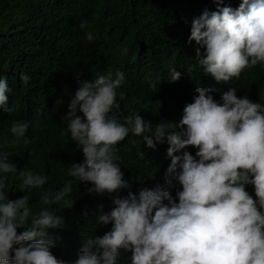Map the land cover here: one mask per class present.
<instances>
[{
  "label": "clouds",
  "instance_id": "obj_1",
  "mask_svg": "<svg viewBox=\"0 0 264 264\" xmlns=\"http://www.w3.org/2000/svg\"><path fill=\"white\" fill-rule=\"evenodd\" d=\"M213 2L216 11L205 9L192 19L189 43L199 46L196 57L205 75L229 82L245 68L264 65V0H242L237 9L220 7L222 0ZM86 26L82 21L80 27ZM85 35L88 41L94 38ZM112 76L109 70L94 82L77 79L64 119L85 159L71 165L68 175L94 185L90 193H118L130 185L115 163L116 145L130 132L143 136L149 149L166 137L171 164L165 180L171 183L172 176L176 181V198L157 186L139 196H117L108 213L101 206L97 223L112 224V229L85 244L74 264H117L121 250L131 252V264H264V107L247 96L238 98L235 89L217 103L209 89L197 87L179 123L161 122L153 131L140 114L125 116L123 123L109 115L120 109L116 89L125 82L123 72ZM170 76L172 82L179 81L181 72L172 69ZM20 79L27 84L30 77L21 73ZM10 91L7 79L0 78V110L6 113L13 111ZM28 127L15 123L11 144H18ZM189 147L197 149L195 157L182 151ZM8 158L0 152V173L17 171ZM20 176L22 189L41 188L48 180L32 171L22 170ZM6 184V175H0V264H65L52 254L54 244L48 238V230L60 229L63 218L42 210L24 228L31 215L29 196L9 200ZM247 185L254 186L255 198ZM72 191L69 182L51 200L44 195L41 203H59ZM18 228L25 230L18 234Z\"/></svg>",
  "mask_w": 264,
  "mask_h": 264
},
{
  "label": "trees",
  "instance_id": "obj_2",
  "mask_svg": "<svg viewBox=\"0 0 264 264\" xmlns=\"http://www.w3.org/2000/svg\"><path fill=\"white\" fill-rule=\"evenodd\" d=\"M241 2L222 0L219 6L237 9ZM205 9L216 11L217 4L213 0H0V78L7 79L8 105L13 108L10 113L0 110V152L7 153L17 170L0 175L7 177L9 200L29 196L31 215L24 228L42 210L63 218L60 229L48 230V238L54 244L52 254L65 264H74L85 244L112 229V224H98L97 217L112 210L114 198L127 197L129 192L139 196L140 191L157 186L176 198L172 191L177 188L172 176L168 177L171 183L165 180L171 164L166 137L149 149L143 136L131 132L116 145L115 153L128 189L90 193L94 185L68 175L71 165L85 159L67 133L64 119L78 78L94 82L109 70L113 79L117 71L123 72L125 82L116 89L120 109L109 115L123 123L125 116L140 114L153 131L161 122L178 124L197 87L209 89L217 103L222 104V95L235 89L238 98L247 96L264 107V65L245 68L239 78L219 83L198 65L199 46L189 43V37L192 19ZM82 21L87 22L85 28L80 27ZM86 33L93 34L92 41ZM190 65L193 71L188 73ZM172 69L181 72L179 81L172 82ZM21 73L30 77L27 84L21 82ZM77 115L82 117L80 112ZM19 122L29 127L13 145L10 129ZM182 151L195 157L197 149ZM22 170L48 180L41 188L22 189ZM69 182L73 191L65 197L67 203H41L44 195L51 200ZM246 191L255 198L254 186L247 185ZM117 264H131V252L121 250Z\"/></svg>",
  "mask_w": 264,
  "mask_h": 264
},
{
  "label": "rangeland",
  "instance_id": "obj_3",
  "mask_svg": "<svg viewBox=\"0 0 264 264\" xmlns=\"http://www.w3.org/2000/svg\"><path fill=\"white\" fill-rule=\"evenodd\" d=\"M263 100H264V95H263Z\"/></svg>",
  "mask_w": 264,
  "mask_h": 264
}]
</instances>
